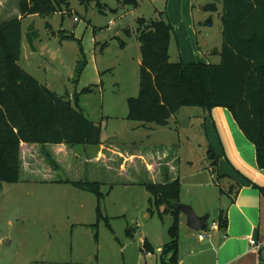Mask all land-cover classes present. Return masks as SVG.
<instances>
[{
    "label": "rangeland",
    "instance_id": "rangeland-1",
    "mask_svg": "<svg viewBox=\"0 0 264 264\" xmlns=\"http://www.w3.org/2000/svg\"><path fill=\"white\" fill-rule=\"evenodd\" d=\"M136 1L137 6L123 5L122 0H68V11L23 17L20 64L40 83L47 84L59 95L67 94L72 101L76 92L92 84L93 91L78 95V103L84 114L100 125L101 140L109 143L118 139L128 143L134 139L137 145L159 144L166 152L177 151L179 202L198 212L208 203L216 205L226 199V193L219 191L221 186L227 190L224 182L215 184L210 175L211 160L207 153L209 143L221 150L218 135H222V130L218 127L222 125L226 135L231 134L226 127V116L214 115L213 121L209 119L205 125L201 107L183 106L167 124L142 123L126 118V100L138 92L140 51L136 18L156 19L163 11L162 17L166 19L167 7L181 14L183 8L191 6L190 1L196 29L193 41H198L201 49H208L210 63H218L220 55L210 49L221 44V0ZM16 2L2 0L1 10L10 16ZM209 2H215L219 10H204ZM208 18L212 19L211 24L207 23ZM29 25L37 35V53L26 59L25 37ZM61 31L63 35L73 33V38H62ZM80 48L85 64L77 77ZM174 57L172 51L170 61ZM203 59L205 62L206 56ZM220 109L232 117L227 109ZM105 168L101 163L86 162L79 171L80 176L73 177L101 182L105 195L100 200V209L109 226L103 217L97 227L91 225L96 222V197L70 184L30 180L0 182V232L9 228L8 220L12 225L7 232L9 240L4 239L0 244V264H144L158 258L157 247L170 239L167 231L173 220L171 214L161 213L163 207L151 213L147 211L149 193L136 181L143 173L132 181L127 178L129 173H109ZM50 175L54 179L63 177L61 172ZM180 216V240L186 234H193V238L203 232L189 230L185 216ZM214 219L212 210L206 224ZM144 239L153 248L152 258L141 250Z\"/></svg>",
    "mask_w": 264,
    "mask_h": 264
},
{
    "label": "trees",
    "instance_id": "trees-1",
    "mask_svg": "<svg viewBox=\"0 0 264 264\" xmlns=\"http://www.w3.org/2000/svg\"><path fill=\"white\" fill-rule=\"evenodd\" d=\"M84 1L87 0H81ZM122 4L137 6V1L122 0ZM98 5L101 6L99 1ZM68 6V0H18L20 18L0 19V182L23 180L20 144H36L50 173L63 175L54 179L47 173L49 182L70 184L93 194L97 200L96 222L91 225L97 227L98 220L103 217L109 226L100 209V200L105 195L101 182L71 178L46 149L48 144L76 147L100 143V125L90 120L78 103V95L92 92L93 85L75 93L72 101L40 83L18 63L22 39L20 19L30 14L68 11ZM204 10L214 12L218 7L215 2H209ZM163 13L160 11L156 19L136 18L139 83L137 95L126 100V118L158 123L169 120L183 106L201 107L206 114L214 107H224L254 145L257 166L264 169V0H221V45L211 51L220 55L218 63L170 61L173 27L162 17ZM211 22L208 18L207 23ZM62 32V38H73V33L63 35ZM36 36L30 28L26 38L30 45ZM79 54L77 77L85 64L82 48ZM207 153L211 160L210 175L213 182L219 184L226 176L217 172V155L210 145ZM142 184L149 193L147 211L151 213L163 207L161 213L171 214L173 218L167 231L170 239L160 250L159 264H177L181 214L176 207L180 203L179 178ZM233 185L228 187L229 192ZM219 191L226 193L222 186ZM216 222L219 230H226V210H219ZM202 229H207V224ZM126 231L130 233L129 229ZM141 250L152 252L153 248L144 239Z\"/></svg>",
    "mask_w": 264,
    "mask_h": 264
},
{
    "label": "crops",
    "instance_id": "crops-1",
    "mask_svg": "<svg viewBox=\"0 0 264 264\" xmlns=\"http://www.w3.org/2000/svg\"><path fill=\"white\" fill-rule=\"evenodd\" d=\"M188 2L191 8H183L181 14H178V12L176 14L174 9L168 7L166 9V17L173 27L169 44V58L171 59L173 51L175 55L174 61L181 59L185 62H204L203 57L206 56L205 62L207 61L206 63H208L210 61L208 49H201L198 41H195V43L193 41L196 29L193 23L192 3ZM0 3H2V0H0ZM4 10L8 11V8ZM11 10L10 16H7L8 13L1 10L0 19L20 18L17 2ZM173 24H176V27ZM30 28L31 26L29 25L28 29ZM25 38H27V33ZM35 42L36 38L32 40L31 45L27 41L26 59H28L29 55L37 53ZM172 42L174 48L171 49ZM212 49L210 50L212 51ZM215 54L218 55V53ZM18 63L22 67L20 59ZM44 85L48 87L47 84ZM48 88L54 91L50 87ZM60 96L70 99L67 94ZM220 108L214 107L208 114L203 113V123L207 125L206 121H209V119L213 121L212 117L214 115L223 114L226 116V127L231 132L230 135H226L223 126L218 127L219 131L222 130V135H218L220 151L216 146L213 147L209 143L217 155V172L226 176L221 179V182H224L227 187V190L223 188L224 192H226V199H221L219 204L216 205L208 203V205L206 204L207 206L195 213L197 215L208 214L209 218L213 210L215 219L210 222L211 224L216 222L219 210L224 209L227 215V227L225 231L210 229L208 235L203 239L198 238V233L193 238V234H186L183 239H179L177 264H264L262 252L250 246L248 241L250 238L259 241L264 240V169H260L257 166L254 145L243 135L234 119L230 118ZM150 128L154 130L151 126ZM115 140L108 143L100 138L98 145H81L77 146L80 147L78 150L76 147L64 144H48L46 149L71 178H78L73 176L81 173L82 165L86 162L89 164L101 163L109 173H112V171L123 173L124 175L129 173L130 176L127 178H132V181L134 180L133 178L143 173L142 177H138L140 179H136L138 183L147 181L163 182L166 179L172 180L178 177L179 171L176 169L178 163L176 162L179 159V153L177 151L171 153L167 150L166 152L163 148L164 146H159V144L140 143V145H137L138 143L134 139L128 143L118 141V139ZM40 150V147L36 144H20L21 179L39 183L49 182L46 174L50 173L51 170L44 164ZM75 159H80L79 164H76L78 161ZM230 183L237 186L231 192L228 190ZM258 187H261L263 192ZM235 191L236 194L234 193ZM231 198H233L232 201ZM211 207L212 209H210ZM197 208L199 209V206ZM7 222L9 228L0 232V244L4 239L9 240L7 232L10 231L12 225L10 220ZM210 224H207V229H209ZM161 248L162 246H158L157 250H161ZM153 256L154 254L151 255V258ZM160 260V256L158 258L154 257L144 264H159Z\"/></svg>",
    "mask_w": 264,
    "mask_h": 264
},
{
    "label": "water",
    "instance_id": "water-1",
    "mask_svg": "<svg viewBox=\"0 0 264 264\" xmlns=\"http://www.w3.org/2000/svg\"><path fill=\"white\" fill-rule=\"evenodd\" d=\"M159 124H167L168 120H160ZM176 207L179 209L180 213L185 216L186 226L193 230H201L207 222L208 214L197 215L193 208L188 204L177 203Z\"/></svg>",
    "mask_w": 264,
    "mask_h": 264
},
{
    "label": "built area",
    "instance_id": "built-area-1",
    "mask_svg": "<svg viewBox=\"0 0 264 264\" xmlns=\"http://www.w3.org/2000/svg\"><path fill=\"white\" fill-rule=\"evenodd\" d=\"M73 19L74 20H77V17H74ZM210 229H213V230L218 229L217 222H212L210 224V226H209V229H201L203 232L198 233V238L199 239H203L205 236L208 235V232L210 231ZM248 241H249L250 246L254 247L257 250H260L262 252V255L264 256V240L259 241V240H256L254 238H250ZM145 253L148 256H151L152 255V252H148L147 251Z\"/></svg>",
    "mask_w": 264,
    "mask_h": 264
}]
</instances>
